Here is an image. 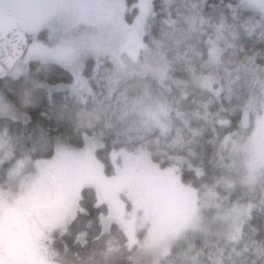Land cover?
<instances>
[{
	"label": "rangeland",
	"instance_id": "rangeland-1",
	"mask_svg": "<svg viewBox=\"0 0 264 264\" xmlns=\"http://www.w3.org/2000/svg\"><path fill=\"white\" fill-rule=\"evenodd\" d=\"M155 1L0 0V12H13L30 38L9 75L28 74L34 59L64 65L73 80L49 85L50 91L63 90L86 104L89 125L101 129L103 123L122 121L125 134L124 143L110 152L112 171H106L97 154L103 144L100 131L86 135L82 146L60 139L52 156L13 162L8 186H0V234L23 216L29 227L10 247V264H21L27 248L29 264H66L57 256L53 234L66 230L80 209L82 187L89 185L107 204L101 228L108 231L116 223L134 246L132 264H254L241 254L255 246L246 222L256 203L248 195L258 199L255 193L260 190L264 197V67L234 63L230 58L232 64L227 63L223 51L228 48L235 54L237 34L227 32L222 24L210 26V19L204 20L199 12L203 0H158V7ZM240 3L264 10V0ZM196 14L202 19L199 26ZM155 16L162 17L157 35L151 31ZM202 47L208 55L200 66L206 70L197 65L188 69L190 81L219 95L215 73L223 68L230 109L236 99L245 97L246 102L241 129L212 140L221 144L215 147L222 167L219 181L197 187L182 179L180 156L172 153L167 158L173 162L161 163L152 149L197 152L194 141L201 139L203 129L213 126L207 113L182 107V94H170L171 59H190ZM91 58L89 78L84 71ZM0 115L24 116L1 89ZM223 150L228 151V161L223 160ZM11 154L10 138L1 133L0 163ZM66 169L72 172L63 194L66 200L48 212L33 213ZM235 193L239 197H232ZM34 222L38 226L32 232ZM113 244L112 253L120 250L116 238ZM256 246L259 253L263 251L257 264H264V244ZM0 264L9 263L0 257Z\"/></svg>",
	"mask_w": 264,
	"mask_h": 264
},
{
	"label": "trees",
	"instance_id": "trees-1",
	"mask_svg": "<svg viewBox=\"0 0 264 264\" xmlns=\"http://www.w3.org/2000/svg\"><path fill=\"white\" fill-rule=\"evenodd\" d=\"M155 3L158 7L160 1L156 0ZM199 12L204 20L210 19V26L217 28V25L222 24L227 32L237 34L235 54L232 55L230 50L225 48L224 59L230 58V60L235 59L232 61L234 63L239 61L264 67V10L262 12L243 6L240 0H203ZM197 16V14L194 15L195 23L199 26L202 19ZM161 18L155 16V25L151 26V31L155 35L162 28ZM40 35L44 37L45 33L41 32ZM147 36L149 37L148 34ZM202 48L197 52L194 50L190 59L177 56L171 59L173 66L170 94L180 93L177 97L182 94L180 100L182 107L186 110L198 109L200 113H207L213 126L203 129L201 139L194 141L198 148L197 152L178 147L176 149L167 147L166 151L161 147L152 149V156L161 163L173 162L171 158H167L168 155L172 156V153L180 156L183 159L180 166L182 179L197 187L201 184H213L219 181L222 167L219 165L218 152H215V147L221 144L218 145L212 140H222L228 134L241 129L243 107L246 102L245 97L236 99L235 108L230 109L232 100L226 94L224 75L221 73L223 68L217 69L215 73L217 77L215 86L217 84L219 87V95L209 89L194 85L190 81L188 69L195 65L200 66L207 59L208 53L204 47ZM227 63L232 64L229 60ZM92 68L91 58L87 61L84 71L89 78L92 76ZM202 70L205 71L206 68ZM72 80L73 73L64 65L38 59L30 61L28 74L17 77L8 74L0 79V89L24 115L19 118L0 115V134H8L12 149L10 158L0 163V186H8L9 170L16 160L52 156L60 139L73 146H82L86 135L97 131H100L103 140V144L97 149V154L104 161L106 171L113 170L110 152L115 146L119 147L120 143H124L123 122L117 121L112 125L103 123L101 129L97 124L89 125L87 120L91 114L86 104H80L63 90L50 91L49 89V85ZM183 87L185 90H181ZM212 98L214 100L206 102ZM148 145L153 144L148 143ZM227 153V150L222 151L224 161L229 160ZM237 195L235 193L232 197ZM248 197L254 199L256 203L246 222L247 231L250 232L248 237H254L255 246L245 248L241 255L245 261L257 264L261 261L262 255L260 254H263V251L259 253L256 245L264 244V197L262 198L260 190L255 193L258 199L252 195ZM106 210L107 204L101 201L96 188L91 185L83 186L80 209L77 214L69 222L65 231L57 230L53 234V246L59 253L57 255L59 260H64L66 264H132L131 256L134 246L128 244L125 232L116 223L108 231L101 228V214ZM114 238L117 239L120 250L112 253L110 247L115 245L113 244ZM170 255L172 254H168L169 258Z\"/></svg>",
	"mask_w": 264,
	"mask_h": 264
},
{
	"label": "flooded vegetation",
	"instance_id": "flooded-vegetation-1",
	"mask_svg": "<svg viewBox=\"0 0 264 264\" xmlns=\"http://www.w3.org/2000/svg\"><path fill=\"white\" fill-rule=\"evenodd\" d=\"M71 175L72 172L69 169H66L62 175L58 174L59 177L57 183L55 181V187H52L44 193V195L39 200L40 202H38L34 206V208H32V212H48L53 209V207H55L58 202L60 203L61 201H65L66 199L63 200V194L65 192V186L69 181L68 179L71 177ZM38 218L40 220L41 217L38 216ZM37 226L38 223L34 222L32 226H30L31 231H35L37 229ZM26 227H29V225L27 223V219H24L23 216L18 221H12L7 230H4V232L0 234V257L5 263L10 264L11 257H9L8 255L10 247L15 243L16 238L22 235ZM30 252L31 250H28V248L25 250V253L22 256L23 262L21 264H29L31 258Z\"/></svg>",
	"mask_w": 264,
	"mask_h": 264
},
{
	"label": "water",
	"instance_id": "water-1",
	"mask_svg": "<svg viewBox=\"0 0 264 264\" xmlns=\"http://www.w3.org/2000/svg\"><path fill=\"white\" fill-rule=\"evenodd\" d=\"M29 46V36L10 11L0 13V79L6 77Z\"/></svg>",
	"mask_w": 264,
	"mask_h": 264
}]
</instances>
